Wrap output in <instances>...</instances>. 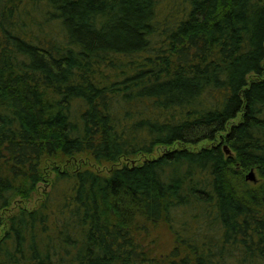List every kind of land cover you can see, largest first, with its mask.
Instances as JSON below:
<instances>
[{
	"label": "trees",
	"instance_id": "obj_1",
	"mask_svg": "<svg viewBox=\"0 0 264 264\" xmlns=\"http://www.w3.org/2000/svg\"><path fill=\"white\" fill-rule=\"evenodd\" d=\"M0 264H264V0H0Z\"/></svg>",
	"mask_w": 264,
	"mask_h": 264
},
{
	"label": "rangeland",
	"instance_id": "obj_2",
	"mask_svg": "<svg viewBox=\"0 0 264 264\" xmlns=\"http://www.w3.org/2000/svg\"><path fill=\"white\" fill-rule=\"evenodd\" d=\"M255 174L254 180H249L250 183H258L259 179L255 171H252ZM250 174V173H249ZM158 242L160 250L167 252L172 246V236L168 234L164 229H159L158 231Z\"/></svg>",
	"mask_w": 264,
	"mask_h": 264
},
{
	"label": "water",
	"instance_id": "obj_3",
	"mask_svg": "<svg viewBox=\"0 0 264 264\" xmlns=\"http://www.w3.org/2000/svg\"><path fill=\"white\" fill-rule=\"evenodd\" d=\"M225 152H226L227 154L230 153V151L227 149V147L225 148ZM247 179H248V180H254V179H255V174H254L253 172H251V173L247 176Z\"/></svg>",
	"mask_w": 264,
	"mask_h": 264
}]
</instances>
